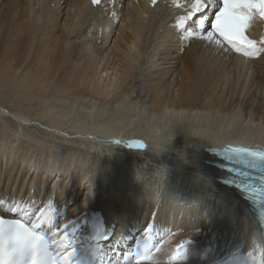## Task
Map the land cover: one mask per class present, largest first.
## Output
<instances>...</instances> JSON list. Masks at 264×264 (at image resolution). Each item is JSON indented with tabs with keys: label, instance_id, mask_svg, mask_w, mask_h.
Instances as JSON below:
<instances>
[{
	"label": "bare ground",
	"instance_id": "bare-ground-1",
	"mask_svg": "<svg viewBox=\"0 0 264 264\" xmlns=\"http://www.w3.org/2000/svg\"><path fill=\"white\" fill-rule=\"evenodd\" d=\"M191 2L0 0V96L15 109L33 105H0L1 215L35 217L50 234L53 221L73 222L79 245L93 224L109 234L95 239L103 264H125L147 232L157 246L141 264H211L246 248L264 261L257 219L216 184L224 176L203 152L264 145V51L248 57L177 29ZM245 32L264 49L256 13ZM131 160L149 171L126 168ZM35 163L39 176L27 169Z\"/></svg>",
	"mask_w": 264,
	"mask_h": 264
},
{
	"label": "snow or ice",
	"instance_id": "snow-or-ice-1",
	"mask_svg": "<svg viewBox=\"0 0 264 264\" xmlns=\"http://www.w3.org/2000/svg\"><path fill=\"white\" fill-rule=\"evenodd\" d=\"M92 3L97 4L98 0H92ZM177 7H181V5L177 4ZM211 10H214V13L210 17L208 13ZM254 13H258L260 17L264 18V0H219L218 4L212 3L211 0H192L186 6V14L176 20L175 26L177 29L187 31L193 37L223 46L225 50L230 49L252 57L264 51L257 47L256 41L245 35V29ZM261 43L264 44V39L261 40ZM130 143L143 147L140 141ZM214 154L225 161L224 168L232 173L226 182L234 184L251 197L264 199V151L229 147L215 151ZM257 170L261 173V186L254 188L248 181L252 180V174ZM47 207L46 223H50L53 212L51 201ZM12 209H10L12 212L20 211L18 207L15 208V211ZM72 223L61 225L59 228L52 227V234L49 237L36 231L38 227L25 226L23 220L5 221V218L0 216V236L5 233V224L10 229L7 240L0 242V264H19L17 257L28 251L39 255V258L37 255H32L30 264H71L72 253L68 249L72 248L73 237L78 231L77 228L72 227ZM75 223L79 224L80 222L77 220ZM69 228H72L71 232L68 231ZM150 228L151 225L145 231L147 232ZM108 235L106 231L97 229L96 238L98 240H107ZM60 246L65 248L63 259L53 258L52 249ZM148 258L138 255L136 264H140L141 260Z\"/></svg>",
	"mask_w": 264,
	"mask_h": 264
},
{
	"label": "rangeland",
	"instance_id": "rangeland-1",
	"mask_svg": "<svg viewBox=\"0 0 264 264\" xmlns=\"http://www.w3.org/2000/svg\"><path fill=\"white\" fill-rule=\"evenodd\" d=\"M107 31V30H106ZM81 32V31H80ZM79 32V33H80ZM106 42V44L105 45H107V43H108V40L107 41H105ZM107 56V55H106ZM3 99H2V97L0 96V105H2L3 107H4V109H6V110H9V111H12L13 109H15L14 107H11L10 105H8L7 103H4L3 101H2ZM28 104L29 103H26V105L24 106V108H22V109H15V110H13V112L14 111H17V110H21L22 112H30L32 109H33V105L31 106V108H28ZM26 109V110H25ZM114 120L113 119H111V121L110 122H113ZM115 122V121H114ZM115 127H117V126H115ZM74 144H76V143H74ZM96 148V149H95ZM95 148L94 149H92L93 151H95L96 152V150L97 149H101V154L104 156V158H106V159H110V161H114V162H116V164L118 165V164H120V163H122L124 160H122L123 158L122 157H120L119 155H118V153H120V152H116V153H113L112 152V150H107L106 148H102V147H98V146H95ZM85 149H88V148H85ZM110 153V154H109ZM113 157V158H112ZM3 163H4V160H2V159H0V169H2L3 168ZM145 163V161L142 163L141 161H139V160H137V161H130V162H128V164H125V166H126V168H129V166L130 165H136L138 168H136V170L137 171H141V172H146V171H149V170H146V168L147 167H149V165L148 164H144ZM35 165H37L36 167H34V165L33 166H29V168H28V166H27V169L29 170V172H31V171H33V174H35V175H38L37 174V172L38 173H41V171H40V169H39V167H38V164H36L35 163ZM155 168V167H154ZM75 169L76 170H78L79 171V174H76L75 173V175H80V174H82L81 172H80V169L78 168V166L77 165H75ZM24 173H20L19 175H23ZM39 176V175H38ZM68 178V177H67ZM61 180V179H60ZM27 181V179L23 182V183H25ZM49 181V180H48ZM26 184V183H25ZM49 184V183H48ZM61 185V184H60ZM34 186H35V182L33 181V183H32V185H31V188H34ZM62 186V185H61ZM60 186V187H61ZM57 187V186H56ZM23 188L25 189H28L29 187H27V186H23ZM52 188H54V186L53 185H51L50 184V189H52ZM59 188V187H58ZM72 189H74V188H71V190ZM49 189H47V191H48ZM23 191H25V190H23ZM22 191V192H23ZM73 191H75V189L73 190ZM37 192V191H36ZM36 195H39V194H36ZM36 195H34L33 197H31L32 199H31V201H35L36 199V203H39V202H41V198L43 197V196H36ZM52 196H53V193H50V197L47 199V200H43V204L44 205H46L45 207H47V205H48V203L51 201V203H52V205H53V201H54V198L53 199H51L52 198ZM46 198V197H45ZM63 203V202H62ZM104 218H106V216L105 215H102Z\"/></svg>",
	"mask_w": 264,
	"mask_h": 264
},
{
	"label": "water",
	"instance_id": "water-1",
	"mask_svg": "<svg viewBox=\"0 0 264 264\" xmlns=\"http://www.w3.org/2000/svg\"><path fill=\"white\" fill-rule=\"evenodd\" d=\"M257 44V43H256ZM258 46V45H257Z\"/></svg>",
	"mask_w": 264,
	"mask_h": 264
}]
</instances>
